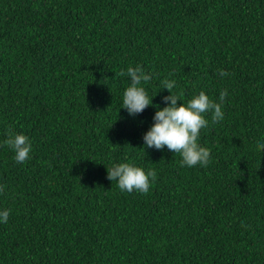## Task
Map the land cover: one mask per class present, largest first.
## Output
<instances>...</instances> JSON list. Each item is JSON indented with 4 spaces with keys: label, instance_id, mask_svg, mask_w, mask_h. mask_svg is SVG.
<instances>
[{
    "label": "trees",
    "instance_id": "16d2710c",
    "mask_svg": "<svg viewBox=\"0 0 264 264\" xmlns=\"http://www.w3.org/2000/svg\"><path fill=\"white\" fill-rule=\"evenodd\" d=\"M137 66L152 104L133 117L119 73ZM223 90L207 167L146 148L165 97ZM259 143L264 0H0V264H264ZM122 163L156 172L147 194L108 179Z\"/></svg>",
    "mask_w": 264,
    "mask_h": 264
},
{
    "label": "clouds",
    "instance_id": "9594fccd",
    "mask_svg": "<svg viewBox=\"0 0 264 264\" xmlns=\"http://www.w3.org/2000/svg\"><path fill=\"white\" fill-rule=\"evenodd\" d=\"M121 77L127 75L131 79V85L126 89L123 96V109H126L130 116L135 117L152 104L142 83L151 81V74H146L142 66L135 68L129 67L127 72H120ZM221 77L228 76L229 73L221 70ZM164 89L172 93L175 87V81H163ZM229 95L227 90L220 92L219 101L211 100L205 92L201 91L198 96L193 97L188 103L178 105L181 101L176 95H170L164 98L165 103L170 102V106L158 110L154 116L155 123L143 137L146 148H155L179 153L182 157L181 166L195 167L201 165L207 167L210 163L211 152L209 149L201 147L198 143L201 129L209 125L205 118L208 113L212 114V123H218L224 119L222 103ZM15 153L14 160L17 164H22L30 159L32 145L29 138L22 134H12L9 132V138L5 141ZM259 149L264 150V143L257 145ZM108 170V179L116 181L119 189L131 193L133 191L147 194L152 182L156 179V172L149 170L147 173L143 168L133 166L129 163H122ZM0 186V192L4 191ZM9 211H0V222L7 223Z\"/></svg>",
    "mask_w": 264,
    "mask_h": 264
}]
</instances>
